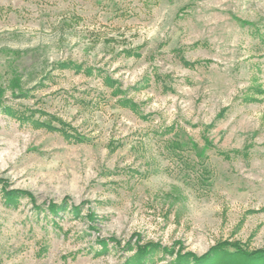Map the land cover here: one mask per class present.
Returning <instances> with one entry per match:
<instances>
[{"label":"rangeland","instance_id":"1","mask_svg":"<svg viewBox=\"0 0 264 264\" xmlns=\"http://www.w3.org/2000/svg\"><path fill=\"white\" fill-rule=\"evenodd\" d=\"M217 245L264 251V0H0V264Z\"/></svg>","mask_w":264,"mask_h":264},{"label":"trees","instance_id":"2","mask_svg":"<svg viewBox=\"0 0 264 264\" xmlns=\"http://www.w3.org/2000/svg\"><path fill=\"white\" fill-rule=\"evenodd\" d=\"M109 86H113L111 82H108ZM115 94H117V91H115ZM47 128L49 125H44ZM50 128V127H49ZM53 130V129H52ZM59 131L62 132V129H59ZM65 135H68L63 131ZM69 136V135H68ZM55 207H52L53 212H55ZM149 246L146 245L144 247H141V250L139 252V255H137V259L142 260V258L148 253ZM213 252H217L216 256H225L227 257V262L225 264H264V251H254V252H248L247 250L242 249L240 246H235V250L227 251L223 246L217 245L216 247H213L210 249L209 252H207L205 255L201 257H196L192 254H188L185 256L180 257L181 260L186 261L188 259L193 260L194 262L203 263L205 260H208Z\"/></svg>","mask_w":264,"mask_h":264}]
</instances>
